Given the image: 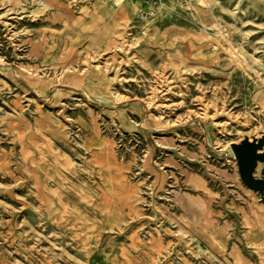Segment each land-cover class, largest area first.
Masks as SVG:
<instances>
[{
  "label": "rangeland",
  "instance_id": "374dc122",
  "mask_svg": "<svg viewBox=\"0 0 264 264\" xmlns=\"http://www.w3.org/2000/svg\"><path fill=\"white\" fill-rule=\"evenodd\" d=\"M145 6L0 0V264H264V0Z\"/></svg>",
  "mask_w": 264,
  "mask_h": 264
},
{
  "label": "water",
  "instance_id": "95a60500",
  "mask_svg": "<svg viewBox=\"0 0 264 264\" xmlns=\"http://www.w3.org/2000/svg\"><path fill=\"white\" fill-rule=\"evenodd\" d=\"M262 145V139L259 141L243 140L233 143L232 147L238 158L240 177L245 185L264 193V177L255 175L258 160H264V153L259 152Z\"/></svg>",
  "mask_w": 264,
  "mask_h": 264
},
{
  "label": "bare ground",
  "instance_id": "6f19581e",
  "mask_svg": "<svg viewBox=\"0 0 264 264\" xmlns=\"http://www.w3.org/2000/svg\"><path fill=\"white\" fill-rule=\"evenodd\" d=\"M106 1H108V0H106ZM109 1H112V2H117V3H119V1L120 0H109ZM142 1H144V0H142ZM145 3V2H144ZM161 3V2H160ZM160 3H158V4H160ZM146 4V3H145ZM158 4L156 5L157 7H158ZM135 8H136V4H135V2H125V3H123L122 4V6H121V9H122V12L126 15V14H131V13H133L134 12V10H135ZM234 151V150H233ZM259 152H261V149H259ZM233 159H234V161L238 164V158H237V156H236V154H235V152L233 153ZM259 161H264V160H258V162ZM257 165H258V163H257ZM240 174V173H239ZM244 188L247 190V191H257V190H254L253 188H251V187H249V186H247V185H245L244 186Z\"/></svg>",
  "mask_w": 264,
  "mask_h": 264
},
{
  "label": "built area",
  "instance_id": "2783aa9c",
  "mask_svg": "<svg viewBox=\"0 0 264 264\" xmlns=\"http://www.w3.org/2000/svg\"><path fill=\"white\" fill-rule=\"evenodd\" d=\"M163 0H144L146 3L145 8L139 11V16L142 20H146L155 13V6Z\"/></svg>",
  "mask_w": 264,
  "mask_h": 264
}]
</instances>
